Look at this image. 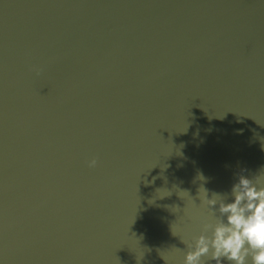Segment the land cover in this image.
I'll list each match as a JSON object with an SVG mask.
<instances>
[{"label":"water","instance_id":"obj_1","mask_svg":"<svg viewBox=\"0 0 264 264\" xmlns=\"http://www.w3.org/2000/svg\"><path fill=\"white\" fill-rule=\"evenodd\" d=\"M242 169L264 0H0V264H183Z\"/></svg>","mask_w":264,"mask_h":264},{"label":"clouds","instance_id":"obj_2","mask_svg":"<svg viewBox=\"0 0 264 264\" xmlns=\"http://www.w3.org/2000/svg\"><path fill=\"white\" fill-rule=\"evenodd\" d=\"M96 163L95 158L90 159L88 166ZM243 171L227 193L213 191L209 197L208 190L200 187V204L208 214L201 219L199 234L183 240L188 249L183 264H204L201 257L215 264H264V170L253 179ZM199 178L206 179L203 174ZM172 232L176 235L173 228Z\"/></svg>","mask_w":264,"mask_h":264}]
</instances>
